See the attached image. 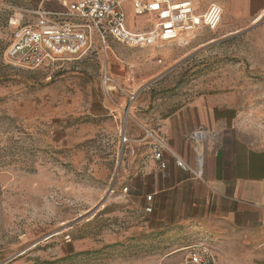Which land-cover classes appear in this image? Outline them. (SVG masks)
Listing matches in <instances>:
<instances>
[{
    "label": "rangeland",
    "instance_id": "374dc122",
    "mask_svg": "<svg viewBox=\"0 0 264 264\" xmlns=\"http://www.w3.org/2000/svg\"><path fill=\"white\" fill-rule=\"evenodd\" d=\"M39 1L0 0V264H177L199 241L218 264H253L247 254L221 253L227 239L210 242L187 207L146 212L124 178L119 131L131 123L127 93L158 111L205 96L233 106L239 138L264 146V13L253 23L224 11L215 31L158 47L95 37L75 60L32 71L11 66L8 20L20 15L12 8ZM194 2L204 10L205 0ZM105 73L124 92L107 95Z\"/></svg>",
    "mask_w": 264,
    "mask_h": 264
},
{
    "label": "crops",
    "instance_id": "0c3cea01",
    "mask_svg": "<svg viewBox=\"0 0 264 264\" xmlns=\"http://www.w3.org/2000/svg\"><path fill=\"white\" fill-rule=\"evenodd\" d=\"M74 1L40 0L38 6L24 11H65L62 4ZM190 1L195 5L194 0ZM215 2L205 0L203 11L195 5L197 14L218 3ZM220 5L223 15L225 11L238 22H257L264 13V0H225ZM128 15L132 16L131 24ZM137 19L147 22L144 17H135L128 6V27L147 31L146 26H137ZM8 24L11 26L9 20ZM134 103L131 123L125 131L129 142L125 144L124 164V178L130 181L133 195L142 199L145 207L150 206L151 212L187 207L190 220L200 224L205 238H210V242L227 239L230 245H224L221 253L247 254L253 264H264V146H252L239 138L235 130L236 109L205 96L190 98L169 111L166 105L158 111L155 103ZM198 130L203 138L200 178L194 175L197 150L191 139ZM156 140L167 149L162 157L164 168L153 155ZM174 157L192 171L177 167ZM147 197H151L149 202ZM232 242L235 249L230 248ZM219 264L228 263L223 259ZM235 264H242L241 259L237 258Z\"/></svg>",
    "mask_w": 264,
    "mask_h": 264
},
{
    "label": "built area",
    "instance_id": "2783aa9c",
    "mask_svg": "<svg viewBox=\"0 0 264 264\" xmlns=\"http://www.w3.org/2000/svg\"><path fill=\"white\" fill-rule=\"evenodd\" d=\"M135 17H144L151 24L150 30L138 32L128 27L127 11ZM65 11L38 8L34 11L20 10L19 18H9L15 28L11 43L4 53L7 64L24 69L37 70L59 61L75 60L85 54L92 46L95 37L105 43L111 39L128 47L145 49L163 44L176 43L183 37L194 34L201 28L215 31L223 16V9L217 4H210L207 9L197 14L194 3L190 0L174 2L172 0H75L66 5ZM161 62V61H159ZM103 86L107 95L121 88L105 73ZM125 116L137 100L136 93H127ZM126 127L119 131L122 150L129 142ZM191 139L197 150V167L194 175L201 177L202 132L195 131ZM167 149L156 140L153 155L162 161ZM175 158L176 166L183 171L191 168ZM127 190L126 188L124 189ZM147 197L146 201H150ZM150 213L151 207L145 208ZM184 257L177 264H218L213 249L206 241H199L184 249Z\"/></svg>",
    "mask_w": 264,
    "mask_h": 264
},
{
    "label": "water",
    "instance_id": "95a60500",
    "mask_svg": "<svg viewBox=\"0 0 264 264\" xmlns=\"http://www.w3.org/2000/svg\"><path fill=\"white\" fill-rule=\"evenodd\" d=\"M100 206H101V204H99L98 207H96L93 211H95V210H96L97 208H99ZM93 211H92V212H93ZM92 212H91V213H92ZM91 213H90V214H91ZM88 215H89V214H88Z\"/></svg>",
    "mask_w": 264,
    "mask_h": 264
}]
</instances>
